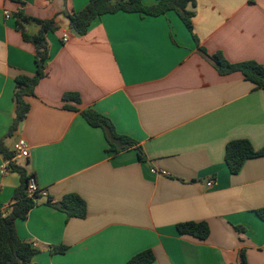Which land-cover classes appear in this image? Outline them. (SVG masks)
I'll return each mask as SVG.
<instances>
[{
	"label": "crops",
	"instance_id": "0c3cea01",
	"mask_svg": "<svg viewBox=\"0 0 264 264\" xmlns=\"http://www.w3.org/2000/svg\"><path fill=\"white\" fill-rule=\"evenodd\" d=\"M195 1L193 33L172 11H119L76 37L67 14L89 0H0V147L47 194L16 222L18 237L39 250L28 264H128L147 250L150 264H241L242 252L248 264H264V156L237 174L225 162L231 140L264 146V91L241 72L220 75L198 50L264 65V0ZM19 13L56 28L47 34L46 75L16 124L15 79L36 72L23 31L40 29L33 21L18 28ZM87 109L136 141L146 161L135 149L109 151L103 130L83 117ZM19 139L27 158L14 159ZM21 182L18 172H0V213H9ZM72 193L86 202L85 218L47 204ZM189 221L206 222L209 236L179 234L177 224ZM61 246L64 253L51 252Z\"/></svg>",
	"mask_w": 264,
	"mask_h": 264
},
{
	"label": "trees",
	"instance_id": "16d2710c",
	"mask_svg": "<svg viewBox=\"0 0 264 264\" xmlns=\"http://www.w3.org/2000/svg\"><path fill=\"white\" fill-rule=\"evenodd\" d=\"M196 6L195 0H157L155 4L147 5L144 0H89V3L79 12L67 14L71 28L76 29L80 35H85L89 26L97 17L105 14H114L119 11L138 13L143 16H160L168 12H175L187 29L193 33V18ZM17 27L24 29V22H35L39 25V31L35 35H29L23 31L25 40L35 46L36 72L33 76L19 75L15 79L16 88L14 100L16 102L15 123L23 121L29 112L30 105L26 101L28 96L34 95V88L46 75V63L49 59V42L47 34L54 31V20H40L29 18L22 13L18 14ZM195 37V35H194ZM196 39V37H195ZM201 55L218 71L220 75L233 72H241L246 80L252 82L256 88L264 91V65L256 61H244L230 63L222 54L217 52L209 54L205 48H198ZM77 99L74 94H65L64 100ZM89 125L100 127L109 145V151L119 153L128 149H135L140 161H146V156L141 146L128 136L116 132L114 124L106 116L92 109L81 112ZM0 154L9 161L8 169L21 175V185L15 190L13 202L7 215L0 213V264H28L37 255L39 250L32 243L21 240L16 232V222L27 218L29 212L37 204L40 192L30 196L27 192L30 177L26 170L17 166L11 160L13 153L0 147ZM264 156V146L256 150L248 139L231 140L226 145L225 162L231 174L241 171L243 164L248 159ZM47 204L63 211L68 218H85L87 213L86 202L77 194H66L60 202L54 203L47 199ZM264 220V208L257 211ZM177 231L181 235H190L200 240H205L210 229L206 222H182L177 224ZM66 247L53 248L52 253H64ZM155 260L151 250L144 251L132 257L128 264H150ZM241 264H248L245 254L241 253Z\"/></svg>",
	"mask_w": 264,
	"mask_h": 264
},
{
	"label": "built area",
	"instance_id": "2783aa9c",
	"mask_svg": "<svg viewBox=\"0 0 264 264\" xmlns=\"http://www.w3.org/2000/svg\"><path fill=\"white\" fill-rule=\"evenodd\" d=\"M5 16L7 18L10 17V14L5 11ZM68 40V34H64L63 36V41L66 42ZM14 159L15 158H27L29 156V150H28V146L26 144V142L23 140V139H19L15 146H14ZM9 162V161H8ZM8 169V164L6 163H3L1 166H0V172L1 173H5ZM208 186H211L212 185V181L208 182L207 183ZM37 191L40 192V195L42 196H46V192L43 191V190H40L37 183H36V180L34 177H30L29 179V183H28V194L30 196H32L33 194H35ZM33 246L36 247V244L33 243Z\"/></svg>",
	"mask_w": 264,
	"mask_h": 264
},
{
	"label": "water",
	"instance_id": "95a60500",
	"mask_svg": "<svg viewBox=\"0 0 264 264\" xmlns=\"http://www.w3.org/2000/svg\"><path fill=\"white\" fill-rule=\"evenodd\" d=\"M71 33L74 35V36H76V37H79L80 36V34L76 31V29H74V28H71Z\"/></svg>",
	"mask_w": 264,
	"mask_h": 264
}]
</instances>
